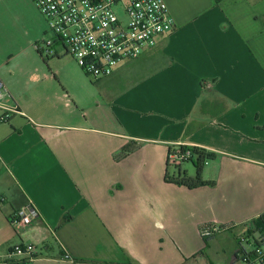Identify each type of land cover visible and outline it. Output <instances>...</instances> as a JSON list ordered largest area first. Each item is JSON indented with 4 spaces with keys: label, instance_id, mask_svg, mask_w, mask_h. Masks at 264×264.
<instances>
[{
    "label": "crops",
    "instance_id": "obj_1",
    "mask_svg": "<svg viewBox=\"0 0 264 264\" xmlns=\"http://www.w3.org/2000/svg\"><path fill=\"white\" fill-rule=\"evenodd\" d=\"M163 1L172 31L84 101L62 74L70 57L34 50L33 4L0 0V264H190L208 224L211 240H235L237 261L264 213V0ZM143 60L142 78L121 75ZM175 146L215 154L202 169L213 186L166 182ZM27 204L38 217L14 227ZM18 245L34 253L10 256Z\"/></svg>",
    "mask_w": 264,
    "mask_h": 264
},
{
    "label": "built area",
    "instance_id": "obj_2",
    "mask_svg": "<svg viewBox=\"0 0 264 264\" xmlns=\"http://www.w3.org/2000/svg\"><path fill=\"white\" fill-rule=\"evenodd\" d=\"M45 19L47 38L33 43L40 57H70L92 79L110 76L121 64L135 60L170 33L174 21L163 0H30ZM0 83V101L3 97ZM182 147V148H181ZM190 147H172L166 165L176 170L190 159ZM207 164V163H206ZM38 217L27 204L12 218L16 228L28 226ZM219 228H200L203 239ZM245 240V239H244ZM238 254L236 264H264V245ZM32 245L15 246L11 255H31Z\"/></svg>",
    "mask_w": 264,
    "mask_h": 264
},
{
    "label": "rangeland",
    "instance_id": "obj_3",
    "mask_svg": "<svg viewBox=\"0 0 264 264\" xmlns=\"http://www.w3.org/2000/svg\"><path fill=\"white\" fill-rule=\"evenodd\" d=\"M30 1V0H29ZM31 3V2H30ZM36 11V10H35ZM37 15L40 17V19L42 20V23L44 25V33L41 37H39V39H37L36 41H42L43 39L47 38L48 35H44L46 34V30H47V25H46V21L45 19L39 14L38 11H36ZM54 58L51 57L49 58V61H51L50 63L54 62L53 60ZM70 60L67 61H63L61 69H63V73L64 76H66L67 82L69 83V85H71L75 91L76 94H78L80 97H82V99H86V97L88 96V91H93V92H97L100 93L102 95L101 98H103V96L105 95V92L108 90V88L110 87V85L112 84V82L114 83V86H118L117 84H119V82H115V81H109V82H105V80L103 78H98V79H92L88 76H86V81L85 82V86L82 87V85L75 83L73 77V67L70 65L71 62V58H69ZM65 63V64H64ZM71 63H75V62H71ZM76 65V64H75ZM81 71V70H80ZM82 73L84 74V72L82 71ZM121 75H124V72L121 73ZM72 78V79H71ZM91 82V83H90ZM88 83V84H87ZM205 167H203L204 169ZM181 170L182 172H186L187 176H195L196 173V169L193 166V164L191 162L185 163L181 166ZM174 169L172 168H168V173L170 176H172V174L174 173ZM254 219H252V221H250L249 224H251L250 227V235L246 242V240H244L241 243V246L243 249L252 251L253 249V240L258 238V234L255 232L256 231V227L253 224ZM241 233L242 230H239ZM238 233V232H237ZM236 235V234H235ZM249 243V245H248ZM205 244V243H204ZM236 247V242L233 238H230V236L225 235H217L213 240L209 241L207 243V245L204 246V249H202V251H200L201 257H198L196 260H194L193 262H190V264H233V250Z\"/></svg>",
    "mask_w": 264,
    "mask_h": 264
},
{
    "label": "trees",
    "instance_id": "obj_4",
    "mask_svg": "<svg viewBox=\"0 0 264 264\" xmlns=\"http://www.w3.org/2000/svg\"><path fill=\"white\" fill-rule=\"evenodd\" d=\"M159 58L160 60H162L164 57L155 56L154 60H158ZM133 61H129V62H133ZM148 62L149 61L147 60H143V61H139L137 63L131 64V66L127 68V70L124 71V73L127 75H130L129 79L139 80L140 78H142L141 76H144L146 74ZM164 66L165 64L162 65V68ZM131 150H132L131 145L124 147L120 153V157L127 155ZM189 151H190L191 156H190V159L187 161V163L191 162L193 166L195 167L196 169L195 176L193 177L187 176L186 172H182L181 167L177 168L176 171H174V173L172 174V176H170L168 173V169H167L166 176H165L166 182L172 183L177 186L186 187L188 189H195V188H199L203 186H213L214 185L213 183H209V182L202 180V169L206 163L214 160L215 154L207 152L204 149H200L197 147H190ZM70 218H71L70 216H65L62 219V222H67L68 220H70ZM253 224L256 227L255 232L258 234V238L253 240V246L254 247L263 246L264 245V213L261 214L259 217L255 218L253 221ZM211 238L204 239L205 245H207V243L211 240ZM247 239L248 237L245 238V240ZM241 243L242 241H240V245ZM243 250L244 249L241 248L240 251L238 252L240 254H244L245 251ZM29 263H30L29 261L21 262V264H29ZM233 264H236V263H233Z\"/></svg>",
    "mask_w": 264,
    "mask_h": 264
}]
</instances>
